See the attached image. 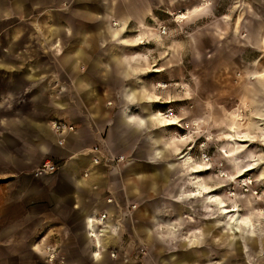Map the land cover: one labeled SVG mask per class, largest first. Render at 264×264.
Returning a JSON list of instances; mask_svg holds the SVG:
<instances>
[{
  "label": "rangeland",
  "instance_id": "rangeland-1",
  "mask_svg": "<svg viewBox=\"0 0 264 264\" xmlns=\"http://www.w3.org/2000/svg\"><path fill=\"white\" fill-rule=\"evenodd\" d=\"M21 1L0 0L3 66L22 64L21 52L34 45L41 47V36L47 39L63 33L97 32L93 26L74 25L82 19L105 18L109 24L103 33H110L118 28V19L129 18L127 37L139 33L143 20L144 44L126 46L117 41L111 46L127 55L126 65L165 68L145 76L146 86L168 83L170 86L158 91L161 96L189 101L154 107L161 109L157 114L161 111L165 115L169 110L175 114L163 117L162 122L173 126L164 132L185 144L178 158L173 157L176 165L170 169L169 180L157 179L156 205L160 211L152 228L153 238L145 239L140 231L138 236L132 235L131 225H148L150 219L148 209L143 216H135L138 204H134L131 216L126 215L129 205L115 218L121 227L118 242L106 245L105 257L122 264H164L161 259L169 260L171 253L181 256L191 252L199 257L198 264H264V41L247 42L237 30L241 25L253 34L256 21H264V0ZM195 7L197 11H193ZM180 13L188 18H178ZM133 55L138 56L136 63ZM201 56L210 60L203 66L233 67L227 74L206 80L207 88L210 82L217 88L215 94L205 91L204 96L201 85L193 84L191 71L200 65ZM53 62L51 59L49 64ZM198 101L204 104L199 107L203 115L198 114ZM183 111L186 115L180 116ZM95 147L104 157L101 164L117 165V161H108L100 145ZM163 164L158 165L159 172ZM141 189V195L149 193ZM185 193L193 198L182 199ZM226 208L235 209L226 213ZM234 213L240 214L241 224L232 222ZM168 219L176 225L170 238L163 232ZM27 239V235H16L13 243L0 234V264H51L57 259L49 257L53 252L59 255L58 249L45 247L41 252L34 248L41 243V235L32 239L31 248L26 246Z\"/></svg>",
  "mask_w": 264,
  "mask_h": 264
},
{
  "label": "crops",
  "instance_id": "crops-1",
  "mask_svg": "<svg viewBox=\"0 0 264 264\" xmlns=\"http://www.w3.org/2000/svg\"><path fill=\"white\" fill-rule=\"evenodd\" d=\"M197 10L195 7L193 11ZM180 14L188 18L186 13ZM79 21L74 25L93 26L97 32L63 33L47 39L41 36V47L34 45L21 52L22 64L3 66L5 62L0 59V234L7 235L13 243L17 242L16 235H27L29 248L32 239L41 235V243L34 248L59 251L51 264H122L107 259L104 252L107 244L118 242L119 232L109 228L114 216L121 215L119 212L131 204H138L136 217L148 209V225L134 223L131 231L134 236L140 231L145 239L153 238L152 228L160 211L156 205L157 179L164 183L169 180L170 169L176 165L173 157L178 158L185 144L177 136L165 134L173 126L162 122L165 119L157 114L161 109L154 107L170 106L186 98L161 96L158 91L170 86L165 82L164 87L161 82L146 86L145 76L165 68L126 65L127 55L121 48L111 46L117 41L126 46L144 44L143 20L139 33L131 37L124 35L129 18L118 19V28L110 33H103L109 24L105 18ZM256 22L253 34L237 26L247 42L264 41V21ZM131 57L135 63L139 60L136 55ZM51 59L54 62L50 65ZM199 62L191 71L195 75L193 84L201 85L204 96L205 91L217 93L213 82L206 87V80L227 74L233 67L203 66L210 62L203 56ZM201 105L204 106L198 101V110ZM114 106H118L117 111ZM198 114L203 112L199 110ZM185 115L183 111L180 116ZM53 119H64L76 126L63 145L51 126ZM93 145H100L109 161L123 157L122 163L111 166L95 162L97 157L104 158ZM47 160L58 162V171L35 176L33 171ZM141 187L149 193L141 195ZM182 195V199L193 198L189 193ZM143 201L150 204L142 205ZM103 211L110 215L108 233L92 238L88 234L93 228L91 219ZM116 221L119 224L120 220ZM164 224L163 232L170 238L175 222L168 219ZM169 257L170 262L161 259L164 264H198L200 260L191 252L181 256L171 253Z\"/></svg>",
  "mask_w": 264,
  "mask_h": 264
},
{
  "label": "built area",
  "instance_id": "built-area-1",
  "mask_svg": "<svg viewBox=\"0 0 264 264\" xmlns=\"http://www.w3.org/2000/svg\"><path fill=\"white\" fill-rule=\"evenodd\" d=\"M163 32L165 33L166 29ZM50 123H51V126H52L53 130L60 137V139H59V144L60 145L64 144L65 138H66V136L69 133H72V132H74L76 130V126L73 123H70V122H68V121H66L64 119H53V120L50 121ZM93 149L98 151L101 154V150L99 148L95 147ZM107 159H108V157H107ZM99 160H100L101 163L103 162V159L100 158ZM110 161H112V162L117 161V165L116 166H118L120 163H122L120 158L112 159ZM59 167H60V164L58 162H55V161H52V160H47V161L43 162L40 166H38L33 171V174L35 176L52 174V173H55L56 171H58ZM85 175H87V173H85ZM108 200L110 202L113 201L112 198H109ZM134 208H136V206L134 204L130 205L128 207V209H127L125 214L128 215V216H131L132 212H133L132 209H134ZM94 217H95V221L97 222L96 226L99 227V230L102 227H106V225H108V223H109L110 215L108 213H106V211H103V212H100L98 214H95ZM114 218H116V215L114 216ZM116 222L117 221L115 220L113 222V225H111L110 227L108 226L113 232H119L120 229H121L120 225L117 224ZM87 229H88V227H87ZM88 231H89V229H88ZM88 234H93V233H92V231H89ZM91 237L93 238L95 236L91 235ZM50 248L51 247H47L48 250H50ZM93 248H94V245H93ZM104 248H106V246ZM140 251L145 253V249L144 248H141ZM111 254H112V256H116L115 251H111ZM56 257H58L57 254L53 252V253L50 254L49 260H54Z\"/></svg>",
  "mask_w": 264,
  "mask_h": 264
},
{
  "label": "bare ground",
  "instance_id": "bare-ground-1",
  "mask_svg": "<svg viewBox=\"0 0 264 264\" xmlns=\"http://www.w3.org/2000/svg\"><path fill=\"white\" fill-rule=\"evenodd\" d=\"M178 18H183V15L182 14H179L178 15ZM163 84H160V86H162ZM164 86V85H163ZM168 118H172V117H174L175 116V114H173V113H171L170 112V110H169V112H168V114H165ZM164 115V113L163 112H159L158 113V116L159 117H164L165 116ZM165 119V118H164ZM168 120V119H167ZM174 122V121H173ZM120 158V160L121 159H123V157H119ZM189 158V157H188ZM99 159H98V157L97 158H95V162H97ZM247 185V184H246ZM216 200V199H215ZM218 200V199H217ZM221 203V202H220ZM207 205V204H206ZM234 205V204H233ZM225 206V205H224ZM235 206V205H234ZM235 208H233V209H229V208H226L224 211L226 212V213H230L232 210H234ZM223 212V211H222ZM231 217H232V222H234L235 224H241V216H240V214L239 213H234V214H232L231 215ZM247 219V218H246ZM96 221H95V217H94V219H91V224H92V229H91V231H92V233L93 234H90V235H93V236H95V237H93V238H97V237H99V236H101L102 234H105V233H108L107 231H108V228H107V225H106V227H102L100 230H99V227H97L96 226ZM243 225V224H242ZM232 229H233V231L234 232H237L236 231V229H235V227L233 226L232 227Z\"/></svg>",
  "mask_w": 264,
  "mask_h": 264
},
{
  "label": "water",
  "instance_id": "water-1",
  "mask_svg": "<svg viewBox=\"0 0 264 264\" xmlns=\"http://www.w3.org/2000/svg\"><path fill=\"white\" fill-rule=\"evenodd\" d=\"M16 3H18V4H22L23 3V1H21V0H14ZM2 5L0 4V7H1Z\"/></svg>",
  "mask_w": 264,
  "mask_h": 264
}]
</instances>
